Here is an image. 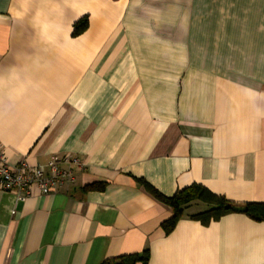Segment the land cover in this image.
Returning a JSON list of instances; mask_svg holds the SVG:
<instances>
[{"label": "crops", "instance_id": "0c3cea01", "mask_svg": "<svg viewBox=\"0 0 264 264\" xmlns=\"http://www.w3.org/2000/svg\"><path fill=\"white\" fill-rule=\"evenodd\" d=\"M0 151L80 162L49 196L0 191V264H264V222L195 204L165 235L139 182L264 204V0H0Z\"/></svg>", "mask_w": 264, "mask_h": 264}, {"label": "trees", "instance_id": "16d2710c", "mask_svg": "<svg viewBox=\"0 0 264 264\" xmlns=\"http://www.w3.org/2000/svg\"><path fill=\"white\" fill-rule=\"evenodd\" d=\"M87 25L88 23L86 19H81L75 23L73 36H78L83 33L86 30ZM139 182L155 200L170 208L172 211L171 218L161 224V228L165 235L172 232L177 222L183 217L184 212L195 204H201L205 209L191 215L189 218L204 226L208 225L210 222L217 221L228 214H243L254 221L264 222V204H235L227 201L221 196H216L210 193L207 189L199 185H192L188 188L177 191L171 197H165L143 181ZM147 261L148 252L145 251L141 255L134 254L107 260L104 264H147Z\"/></svg>", "mask_w": 264, "mask_h": 264}, {"label": "built area", "instance_id": "2783aa9c", "mask_svg": "<svg viewBox=\"0 0 264 264\" xmlns=\"http://www.w3.org/2000/svg\"><path fill=\"white\" fill-rule=\"evenodd\" d=\"M73 166H80V162L71 155L51 157L45 167L29 165L25 160L10 165L0 151V191L12 192L20 199L30 196L36 188L41 195L49 196L74 181Z\"/></svg>", "mask_w": 264, "mask_h": 264}]
</instances>
